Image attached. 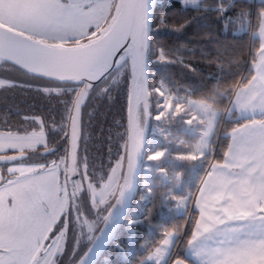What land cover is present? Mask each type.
I'll return each mask as SVG.
<instances>
[{
    "label": "snow or ice",
    "instance_id": "1",
    "mask_svg": "<svg viewBox=\"0 0 264 264\" xmlns=\"http://www.w3.org/2000/svg\"><path fill=\"white\" fill-rule=\"evenodd\" d=\"M183 2L196 4V0ZM248 3L249 7H238L230 20L249 34L250 71L227 87L218 85L211 96L193 100L163 84L147 87V0H0V64H7L19 77L0 79V88L32 89L47 98L60 90L45 87L46 82L80 85L70 101L63 155L47 162L29 161L30 155H45L54 148L42 116H24L25 122L38 125L31 130L17 128L8 119L0 126V264H58L70 239L75 254L85 230L87 240L95 242V230L110 218L108 205L120 204L130 188L153 97L160 98L155 120L171 123L183 115L190 117L187 124L195 121L200 127L194 143L182 142L189 150L177 159L210 158L198 191L172 197L179 207L189 209L191 204L198 212V218L189 216L193 228L187 243L200 264H251L253 258H264V6L253 23L254 0ZM218 7L220 13L227 10L223 3ZM160 51L161 62H177ZM120 65L128 73L124 139L118 159L97 187L88 166L80 165L81 107L92 86ZM222 97L228 102L223 109ZM237 116L244 119L224 127L228 142L221 149L222 158L215 159L214 138L221 121ZM166 151L147 159L161 161ZM157 171L167 175L165 168ZM84 193L89 194L94 219L84 217L77 205ZM78 224L81 231L74 234ZM222 224L231 226L221 228ZM179 232L180 227L165 232L149 256L153 264H161ZM68 264H75L71 257ZM78 264H84L83 257ZM176 264L184 261L177 259Z\"/></svg>",
    "mask_w": 264,
    "mask_h": 264
},
{
    "label": "trees",
    "instance_id": "2",
    "mask_svg": "<svg viewBox=\"0 0 264 264\" xmlns=\"http://www.w3.org/2000/svg\"><path fill=\"white\" fill-rule=\"evenodd\" d=\"M221 3L227 6L223 13L218 7ZM261 6H264L263 0H254L251 5L253 23ZM238 7H249L248 0H196V4L184 3L183 0H154L148 26L147 87L151 89L163 84L181 97L198 100L211 96L218 85L227 87L242 76L246 77L251 69V49L247 46L249 34L240 32L230 20L235 17ZM252 42H257L254 37ZM160 50L177 62H161ZM180 58L183 63L178 62ZM214 60V63H209ZM127 76L126 68L118 66L96 87L83 110L80 165L88 166L97 187L100 181L106 180L120 155V142L124 139L126 126ZM0 79L16 80L19 77L15 70L2 64ZM44 86L59 89L60 92L44 98L43 93L32 89L0 88V126L8 119L17 128L31 130L32 127L38 128V125L25 122L24 116H42L48 124L46 132L49 144L57 149L50 156L59 157L67 149L68 141L64 133L67 131L70 101L80 85L46 82ZM104 88L108 90L105 92ZM34 96L39 99L34 100ZM159 100V97L152 98V115L144 125L142 167L131 206L95 264H150L147 260L154 249L161 245L166 231L181 228L177 234V244L186 233L180 251L191 237L193 225L189 216L194 218L196 215L193 207L189 204L187 212L181 214L177 201L172 197H187L198 191L210 158L206 155L194 162L177 159L189 150L183 143L191 144L199 138L200 127L195 121L187 124L190 117L183 115L171 123L155 120V115L160 111L157 107ZM227 104V97H222L219 107L223 109ZM230 124V120H222L217 129V138H214L215 159L222 158L221 149L228 142L224 127ZM163 150L167 151L161 161L147 159L154 152ZM35 159L37 161L39 157ZM158 168H165L167 175L161 176ZM88 203V195L83 194L79 209L83 215L85 213L89 219H94L95 213L90 211ZM113 204L114 201L109 208ZM101 226L97 227L96 236ZM77 227L79 225L73 228L74 234H79ZM92 243L85 239L80 243L81 252L76 251L73 255L70 239L58 264L65 263L70 257L77 264ZM180 251L174 260L194 264Z\"/></svg>",
    "mask_w": 264,
    "mask_h": 264
},
{
    "label": "water",
    "instance_id": "3",
    "mask_svg": "<svg viewBox=\"0 0 264 264\" xmlns=\"http://www.w3.org/2000/svg\"><path fill=\"white\" fill-rule=\"evenodd\" d=\"M153 3H154V0H147L148 26H149L151 11L153 8ZM1 66H2V64H0V67ZM116 68H114L112 70V72ZM145 76H146V83H147L146 56H145ZM102 81H98L92 86V88L90 89V91L88 93L86 101L82 104V107H81V119H82V121H83V110L86 107L91 94L94 92L96 87ZM52 82L79 84L78 82H73V81H52ZM81 141H82V134L80 136V141H79L80 150H81ZM79 156H80V152H79ZM142 157H143V147H142L141 153L139 154V156L137 158V164H136V167L134 169V175H133V179H132L130 188L125 193L124 197L122 198L121 203L116 204L114 207L111 208L110 218L106 224H102L101 229L99 230V232L96 236L97 238H96L95 242H93L92 245L90 246L91 251H89V249H88L86 252L87 255L85 256V254H84L82 256L84 258V264H95L96 260L103 253L104 249L109 244V242L112 240L114 234L117 232V230L120 227V225L122 224V222L125 220L127 212L129 211V208L131 206V203H132V200L134 197V190L137 186L138 175H139L140 169L142 167ZM114 204H115V202H114Z\"/></svg>",
    "mask_w": 264,
    "mask_h": 264
},
{
    "label": "rangeland",
    "instance_id": "4",
    "mask_svg": "<svg viewBox=\"0 0 264 264\" xmlns=\"http://www.w3.org/2000/svg\"><path fill=\"white\" fill-rule=\"evenodd\" d=\"M11 154V153H10ZM53 158H57V156H53V157H48L47 159H45V160H50V159H53ZM33 159H35V157H34V155H30L29 156V161L30 162H33L34 160ZM47 161H44V162H47ZM34 162H37V161H34ZM84 194H87L88 195V198H89V194L88 193H84ZM112 203V202H111ZM111 203L108 205V207L111 205ZM77 205H78V207H79V201L77 202ZM88 205L90 206L89 208H90V211H93L92 210V208H91V204H90V200H89V203H88ZM191 207H193V205H191ZM80 208V207H79ZM80 211H81V209H80ZM82 212V211H81ZM179 212L182 214H184L185 212H187V209H185V208H183V207H179ZM83 214V213H82ZM84 217H87L86 216V214L84 213V215H83ZM83 218V217H82ZM87 218H89V217H87ZM92 219V218H91ZM189 223V222H188ZM188 223L186 224V228L188 227ZM79 225V224H78ZM186 230V229H185ZM76 231H81V226L79 225V227H77V230ZM95 233H96V230H95ZM185 234L186 233H184V236H185ZM85 239H87L86 238V230H85V236L84 237H82L81 238V241H80V243L82 244L83 242H85ZM177 242V235L174 237V239H173V243H172V245H171V247H170V250H169V252H168V254L164 257V259L162 260V262H161V264H173L174 263V259H175V257L178 255V253H179V251H180V247L182 246V240H180L179 241V243L177 244L176 243ZM69 243H70V240H69ZM177 244V245H176ZM69 245V244H68ZM81 252V246L79 245V247H78V249H77V253L78 252ZM82 251H83V249H82ZM184 251V249L182 248L181 249V253ZM177 260V259H176ZM147 262L148 263H150V264H153V261H151L149 258H148V260H147ZM63 264H68V261H66L65 263H63Z\"/></svg>",
    "mask_w": 264,
    "mask_h": 264
},
{
    "label": "crops",
    "instance_id": "5",
    "mask_svg": "<svg viewBox=\"0 0 264 264\" xmlns=\"http://www.w3.org/2000/svg\"><path fill=\"white\" fill-rule=\"evenodd\" d=\"M254 39L256 40L255 37H254ZM243 119H244V117L237 116L236 119L230 120V122L232 124V123L240 122ZM246 194H247V192H241V195H246ZM195 214H196V218H198V212L195 213ZM230 226H231L230 224H222V225H220L221 228H227V227H230ZM183 249H184L183 253L185 254V256L188 259H190L194 264H200L199 258L195 255L194 249L192 247H190L188 245V243L185 244ZM173 264H176V260H174ZM184 264H186V263H184ZM251 264H264V258H253Z\"/></svg>",
    "mask_w": 264,
    "mask_h": 264
},
{
    "label": "flooded vegetation",
    "instance_id": "6",
    "mask_svg": "<svg viewBox=\"0 0 264 264\" xmlns=\"http://www.w3.org/2000/svg\"><path fill=\"white\" fill-rule=\"evenodd\" d=\"M47 138H48V135H47ZM48 140H49V138H48ZM56 150H57V149L54 147L53 150H52L51 152H49V153H47V154H45V155H41L42 158H40L39 155H34V157H35V158H37V156L39 157V160H37V162H44V161H47V160H45V159H47L48 156H50V155L54 154L55 152H57ZM50 157H53V156H50ZM33 160L36 161V159H33ZM34 161H33V162H34Z\"/></svg>",
    "mask_w": 264,
    "mask_h": 264
},
{
    "label": "built area",
    "instance_id": "7",
    "mask_svg": "<svg viewBox=\"0 0 264 264\" xmlns=\"http://www.w3.org/2000/svg\"><path fill=\"white\" fill-rule=\"evenodd\" d=\"M190 218V217H189ZM188 222H189V220H188ZM182 241H183V239H182Z\"/></svg>",
    "mask_w": 264,
    "mask_h": 264
}]
</instances>
